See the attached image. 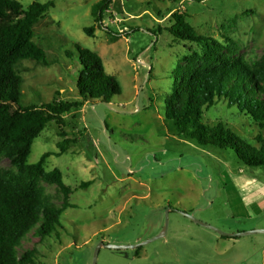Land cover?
Listing matches in <instances>:
<instances>
[{
  "label": "rangeland",
  "instance_id": "rangeland-1",
  "mask_svg": "<svg viewBox=\"0 0 264 264\" xmlns=\"http://www.w3.org/2000/svg\"><path fill=\"white\" fill-rule=\"evenodd\" d=\"M14 1L25 10L33 2L53 3L35 25L33 39L48 66L26 60L17 66L23 71L22 107L46 105L56 93L66 102L79 100L75 45L97 53L121 89L109 104L86 103L75 126L65 129L76 145L49 157L44 169L62 173L72 207L62 212L56 235L38 242L30 234L19 252L35 247L34 264H93L100 244L148 242L140 246L139 258L137 249L101 248L96 264H264V233L222 237L184 215L227 235L264 231V167H247L230 150L202 148L176 136L164 117V101L188 49L168 33V17L163 19L171 10L181 11L199 34L221 43L230 38L238 57L256 63L264 49V0H112L113 20L102 17L106 29L91 14L101 0ZM91 27L89 37L84 29ZM203 122L221 123L256 146L255 124L220 105L205 113ZM58 132L55 123L46 126L32 145L29 165L58 152ZM9 168V161L0 162V169ZM41 186L60 205L58 190Z\"/></svg>",
  "mask_w": 264,
  "mask_h": 264
},
{
  "label": "trees",
  "instance_id": "trees-1",
  "mask_svg": "<svg viewBox=\"0 0 264 264\" xmlns=\"http://www.w3.org/2000/svg\"><path fill=\"white\" fill-rule=\"evenodd\" d=\"M51 8L52 2H33L25 10L14 0H0V162L5 159L10 163L9 169H0V264H34L37 249L20 253L21 244L30 234L38 242L56 235L62 212L72 207L68 201L72 190L63 184L59 170L45 171L46 160L60 157L76 145L77 140L68 138L65 129L75 126L77 114L86 103L96 100L109 104L121 94L119 83L105 72L100 56L75 45L80 65L76 80L79 100L66 102L56 93L46 105H20L19 72L23 71L18 64L26 60L48 66L45 51L33 39L35 25ZM91 14L95 24L106 29L102 17L108 14L113 20L112 0L96 3ZM165 17L170 23L168 33L188 49L174 74V90L164 101V117L176 136L202 148L230 150L247 167H264V49L258 62L249 63L238 57L230 38L225 37L221 43L199 34L185 13L171 10ZM84 32L92 37L94 27ZM218 105L231 111L234 118L255 124L259 130L253 140L256 146L221 123L209 126L203 122L204 114ZM51 122L59 129L58 152L45 153L36 164L29 165L34 141ZM42 183L58 190L60 205L45 193ZM90 184L78 188L86 189ZM140 250L135 251V257H140Z\"/></svg>",
  "mask_w": 264,
  "mask_h": 264
},
{
  "label": "water",
  "instance_id": "water-1",
  "mask_svg": "<svg viewBox=\"0 0 264 264\" xmlns=\"http://www.w3.org/2000/svg\"><path fill=\"white\" fill-rule=\"evenodd\" d=\"M187 218H189L193 223L201 226V227H204V228H208L210 230H213L215 232H217L220 236L222 237H228V238H238V237H243V236H248V235H252V234H255V233H264V231H250V232H244V233H238V234H232V235H227V234H224L220 231H218L217 229L209 226V225H206V224H203L199 221H197L196 219H194V217L191 215V214H184ZM167 227V220L165 222V228ZM164 232L161 233L158 237H156L155 239H158V238H161L164 236ZM154 239V240H155ZM150 242V241H149ZM148 243V242H147ZM147 243H144L142 245H145ZM142 245H138V246H135V247H116V246H105L103 244H100L97 249L95 250V253H94V258H93V264H96V260H97V255H98V252L101 248H108V249H112V250H125V249H138L140 248V246Z\"/></svg>",
  "mask_w": 264,
  "mask_h": 264
},
{
  "label": "crops",
  "instance_id": "crops-1",
  "mask_svg": "<svg viewBox=\"0 0 264 264\" xmlns=\"http://www.w3.org/2000/svg\"><path fill=\"white\" fill-rule=\"evenodd\" d=\"M241 215H244V213L241 214ZM194 230H195L197 233H200V229H198V228H194Z\"/></svg>",
  "mask_w": 264,
  "mask_h": 264
}]
</instances>
